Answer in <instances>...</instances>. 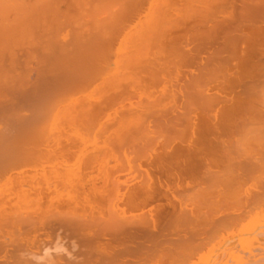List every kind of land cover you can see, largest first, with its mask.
<instances>
[{"label":"rangeland","instance_id":"obj_1","mask_svg":"<svg viewBox=\"0 0 264 264\" xmlns=\"http://www.w3.org/2000/svg\"><path fill=\"white\" fill-rule=\"evenodd\" d=\"M108 1L110 0H107V3ZM172 1H175L173 2L175 6H170L169 12L166 11L167 13H164V15H168L156 16L157 18L153 17L151 19L142 18V26L140 25V28L146 26V22L148 23L152 20L153 24L157 23V26H162L159 28V35L157 34V29L156 31L153 30L156 28L155 25V28L151 26L148 30L143 27L146 32L141 30L142 28L135 29L138 31L135 33L141 34L144 31L145 34H151L150 29L153 28V33L149 34V37L147 35V38L144 32L141 37H136L138 34L133 31L135 36L133 35L132 38H142L144 41H142L141 47L140 42L138 45L135 44L140 49L134 48V51L139 50L143 53V56L136 57V63L140 59L141 61H139L145 67L149 66L144 68V66L138 64L144 70H139L140 68L137 65L139 69L132 67L134 69L130 70L128 66L129 69L125 71L124 67H127L125 65H128L131 60L127 59L128 62L125 64L122 62L121 56H124L123 53H126L131 45L127 44V39H130L129 37L132 33L127 38L126 32L132 27L133 21L136 19V11L139 12L141 9H146L147 0H139L136 11L129 12V15L126 14L123 23L115 27L116 30L109 26L102 31L104 35L99 33V40L93 41L92 45L87 43L86 41L88 40H85V38L84 40L83 38L73 40L72 35L76 33L74 32L75 29L76 31L79 30L75 27L80 28L81 25L82 30L84 23L82 25L80 22H83L84 19L86 23L85 16L87 17V13H91L90 17L92 18L93 14H97L98 11L104 8L106 13L102 16L101 13L105 12L103 10L99 15L100 17L102 16L101 18H106V16L109 17L110 13H113L108 8L114 12L116 10V13L118 12L117 10L122 11L123 8H118L121 5L119 0H117L119 6L115 4L117 7L114 6V2L112 3L113 7L111 4L107 7L105 0L103 1L105 5L102 9L99 8L97 12L92 11L93 13L91 10L87 12L86 8L83 7L85 10L82 11L87 12L84 13L83 19L81 17L79 20L74 21V19H78L75 17L76 15L73 16V20L71 16L69 17L74 22L78 21L75 23L76 26L73 25L74 22L69 24L70 20H68L66 15H63L64 9V11H57V19L65 17V23L59 24L60 28L57 25L52 27L53 31L51 26L55 25H50L53 22L51 16V18L46 16V21L44 20L45 18L42 19L43 17L41 18L40 16L41 22L37 17H33V19L35 18L41 23H37L39 26H36L37 21H35L34 24L36 25L31 23L27 28L25 25L24 30L13 33L8 38L0 41V52L4 54V60L0 67L2 69L0 73V100L4 97V91L8 89L11 90L9 91L12 92L11 96L16 99L19 105L24 101L23 105L21 104V107L19 106L20 108L16 109L15 117H19V120H21L20 122L18 121V125L27 123V121L23 120L25 118L26 120L30 119V123L36 120V124H33L36 128L38 119L43 120V122L40 120L43 125L47 124V126L53 127L52 129L44 125L43 129L46 128V130H43L40 128L42 126L40 121H38V124L40 123L39 130L35 131L32 130L33 125L31 126L30 123H27L29 126L21 125V128V126L15 127L10 120L12 124L9 126L8 131L4 123L9 121H2V133L0 132L1 137H3H0V141L3 139L1 141L2 145L0 144V148L2 147L1 151H4V143H8L12 145V147L10 146L12 149L20 150L18 155L20 154L23 159L25 157L33 159L35 156L37 162L41 163L39 157L44 161L41 163L42 165L39 164L41 166H34L36 170L35 168L34 170L30 169L31 164L29 165L30 167H26L29 163H32L30 160L28 164L25 162L26 166L23 163L24 161H19L24 165H19L20 163L17 161L16 163H18L20 168H22V165L24 168L26 167V169L22 168L20 170L14 163L16 160L11 158L10 161L12 160L16 165L12 166L18 168L14 171V167L12 170L8 168V172L0 173V199L7 195L8 200L11 199L13 202L8 203L7 199V202L3 199V201H0L2 202L0 204V217L2 213L15 215L6 224L5 229L0 230V264H21L19 258L21 252L40 249L42 246L51 247L58 238L70 252L72 251L73 242L78 245V250L74 253L77 259L68 260L67 257H58L55 264H264V0H194L192 3L188 0L187 2L189 3L187 4L183 0L184 3L181 0ZM86 7L88 8V5ZM55 13L51 14L56 16ZM122 13L124 15L125 11L123 10ZM32 16L30 20L33 22ZM110 16L111 18L113 17V20L115 19L114 16ZM121 17L123 16L121 15ZM109 19L108 21H110ZM164 19L166 22H164ZM28 22L30 23V21ZM87 22L89 23L90 20ZM144 22L145 25H143ZM77 23H80V25ZM147 27H150L149 24ZM162 28L165 31L163 30L162 32ZM61 31L65 33L64 36ZM55 34L60 37L58 38ZM106 34L114 41L117 40L118 43L117 41L111 42L113 41L112 39L109 42V36L108 39H104L103 37L107 38ZM161 35L163 36L161 37ZM45 36H47V39H45ZM155 37L156 39H153ZM98 42L100 45H98ZM84 43L86 44L84 45ZM41 44L44 45V48L43 46L41 47ZM90 45L91 48L92 46L95 47L94 50L89 48ZM84 48L89 49L84 51ZM41 52H44V57ZM86 52L88 55H86ZM93 52H99V55L97 54L99 57L95 59V56L91 55L94 54ZM46 53H49L48 56ZM89 55L93 58H90ZM129 55L132 57V54ZM133 55L135 57L134 52ZM125 57L127 56L125 55ZM70 58L71 60L69 61ZM14 59L15 61L18 59L19 62H14ZM45 59L47 60L43 63ZM80 59H83L84 62ZM133 59L135 62V58ZM121 62L123 63L122 65L125 64L123 68ZM214 62L217 63L215 64ZM132 65L135 66L134 64ZM36 66L43 71L48 69L45 72L47 75L43 72L44 76L42 75L41 77L49 81L47 87H49L50 93L45 96L47 99L44 98V101L39 102L41 106L44 105L41 108H39V103L30 104L31 106L27 103L28 96L33 91L30 86L36 77ZM49 66L51 70L54 68L53 74ZM82 66H84L85 70ZM15 67L17 70H14L16 69ZM22 71L27 73H22ZM33 71L35 72L33 73ZM17 73L19 74L17 75ZM76 73H78L77 77ZM71 74L75 76H71ZM52 76L56 77V80L59 79V81H54L55 78H49ZM62 78L63 80H60ZM46 81L45 83H47ZM20 82L24 83L20 84ZM72 84L74 86L77 85L74 88ZM116 84L118 87H116ZM122 84L125 85L123 86ZM22 86L24 90H20ZM60 87L61 90L59 91ZM118 89L120 90L118 91ZM122 89L123 93L120 96ZM53 90L55 92H52ZM127 91L129 98L127 97L128 94L124 93H127ZM199 94L203 96L199 98ZM52 95L55 98L51 97ZM122 95L125 100L122 99ZM173 95L175 96L174 100L172 99ZM158 96H161V98L167 97L162 100ZM168 96L169 101L166 100ZM239 96L241 97L239 98ZM205 97L207 98L206 101L212 98L209 101L210 103H215L216 107L213 104L211 106L208 102H206L208 106L205 107L207 105L203 101ZM233 97L236 99H233ZM151 99H153V102L156 101L158 103V107H156L157 104L155 102V107H152L153 102H150L152 105L149 106L150 104L147 101H151ZM187 99L189 100L187 101ZM230 99L231 101L233 99V104H235V110L232 111V117L235 120L232 118V121H229L231 125L228 124L225 117L228 110L226 113L223 110L228 101L229 104L231 103ZM45 100L48 106L44 103ZM103 100L105 104H103ZM223 100H226V102L221 103V105L224 103L221 109L219 103ZM54 101L55 103L57 102L58 107L55 106ZM160 102L165 104L162 105ZM140 104L142 107H140ZM64 106L67 107V110ZM143 106L150 111L144 109ZM54 107L57 108V111ZM70 107L77 111L74 113L72 109L70 110ZM81 107L83 108L81 115H79L80 110L78 111V109H81ZM97 107H99V114H97ZM59 108H62L63 111ZM84 108L86 109L84 110ZM142 108L144 111L146 110V113L143 112L145 115H142ZM51 109H53L52 113L49 112ZM154 112L157 114H154ZM35 113H38V115ZM48 113L51 114L49 116L52 118L50 121L48 119L49 122L47 121ZM72 113L76 116H72ZM30 115L35 119L28 118L31 117ZM62 116L63 119L72 116L74 117L72 120L75 122L72 123L70 120L72 124L69 123L68 118L61 120ZM91 118L92 124L90 122ZM205 122H208L211 126L214 125V127L208 130V123L205 126ZM76 124L78 125L75 126ZM87 124L88 126H86ZM90 125L91 127L88 128ZM23 127H26L27 131H23ZM28 127L30 132L32 130L34 133L32 132L31 134ZM213 128L215 129L214 131ZM18 129H21L24 134L29 132V135H26L27 138L24 137L21 130L22 137L18 136L20 133L15 135L14 132H19ZM67 130L69 131L68 134L70 133L68 136L67 133L64 134ZM84 130L86 131L84 132ZM87 130L90 131V134ZM48 132H51V134ZM45 134L47 138H45ZM52 135H55V138ZM11 139L14 141L12 142ZM41 139L44 142H41ZM56 139H58V143ZM22 140L25 142L24 144ZM38 141L39 143L37 144L36 142ZM42 143H46L48 147ZM6 146L9 148V145ZM49 146L52 147L49 148ZM181 147L188 149L189 147L199 148L203 152L198 153L197 150L195 158H175L174 152ZM4 153H6L5 155H10V157L12 156L9 149L4 151ZM12 154L15 155V152ZM87 155L95 157L94 163L97 162L96 164L92 163L89 166L90 168H87L86 165L90 162L89 159L92 162L93 158H89ZM51 158L52 160H50ZM96 158H98V161ZM161 158H164L163 160L167 159L166 165L162 163L163 160L162 162L160 161ZM26 172L30 174H26ZM59 172L60 176L58 175ZM33 173L35 174L31 175ZM3 174L6 176H3ZM22 175L24 177H21ZM53 176L58 179L62 177L61 181L58 179H55V182L49 181L54 179ZM8 180L10 181L7 182ZM79 180L82 182V190ZM149 180L151 181L149 182ZM21 181H25V185ZM69 181H71L70 183L75 182V185L70 184ZM77 182H79L78 185H80L81 191L78 190ZM20 183L24 185L22 186L24 192L26 190L30 192H25L24 196V198L28 196L29 200H25L21 194L19 195L20 191L18 192L15 189L18 188ZM111 184L115 187L113 188ZM135 185L137 188L138 186H140L139 188H144L147 185L148 189H155L158 192V197L155 196L154 200L142 203L144 204L143 206L141 204L132 205L128 199L132 197ZM11 186L13 188L15 186L14 190L17 191L16 195H19L18 198L8 195L11 194L9 189L13 190ZM74 186L77 188L76 191L73 188ZM129 189L132 190V193L130 192L131 195L128 193ZM14 190L12 193L16 192ZM108 190H110V194ZM51 194L55 195V197L51 198ZM14 197L17 199H14ZM32 199H36L34 200L36 202L34 203ZM20 201H23V203H20ZM4 202L5 205H3ZM1 205L3 206L1 207Z\"/></svg>","mask_w":264,"mask_h":264},{"label":"bare ground","instance_id":"obj_2","mask_svg":"<svg viewBox=\"0 0 264 264\" xmlns=\"http://www.w3.org/2000/svg\"><path fill=\"white\" fill-rule=\"evenodd\" d=\"M103 1H105V0H0V41L2 40V39H5V38H8L9 36H11L13 33H16V32H18V31H20V30H24V26L27 28L29 25H31V23L33 24V25H36L37 23H40L41 22V20H40V16H41V18L42 19H44L46 16L48 17V18H51L52 17V21L53 22H51L50 23V25H55V26H51V29H52V31H53V28L52 27H56V25H57V27H59L58 25L59 24H62V23H65V17L63 18V19H57V15L56 14H58L57 13V11H61V10H65V12L63 13V15H66V17H68V20H70V16L72 17V20L74 19V17L73 16H75V17H77L78 19H74V21L75 20H79V18H81V19H83L84 18V16L83 15H85L84 13H87L88 12V10H91V12L92 11H95V12H97V10H99V8L100 9H102V7L105 5V3L103 2ZM113 1V0H112ZM111 0L110 1H108V3H107V0H106V6L107 7H109L110 6V4L112 5V7H113V2H114V6H115V4H117L118 6H119V4H121L118 8H123V10L125 11V13H124V15H123V13H122V11L120 10H117L118 12L116 13V10H115V12L112 10V9H110V8H108L111 12H113L114 13V15H113V13H110V15H112V16H114V20L111 18V16L109 15V17L108 16H106V18H101L102 16H103V14H105L106 13V11L104 10V8L102 9V10H100V11H98L97 12V14H93V17L91 18L90 16L92 15L91 13H87L88 15H87V17L85 16V19L87 20V21H89L90 20V24L86 21V23H85V21H84V19H83V22L81 21V19H80V23L82 24V23H84V26H82L83 28H82V30H81V25H80V23H77V24H79L80 25V28L79 27H75V28H77V29H79L78 31H76V29H75V31L74 32H76V33H73V35H72V38H74L73 40H78V39H82L83 38V40H84V38H85V40H88V41H86L87 43H92L93 41H95V40H99V36H98V34L99 33H102V31L103 30H105L106 28H108L109 26L111 27V28H114L115 30H116V28L115 27H117V26H119L121 23H123V21H124V17H125V15L127 14V15H129V12L130 13H132L134 10L136 11V8H138V7H136L137 6V3L139 2V0H126L125 2H123L124 0H119V4L117 3V0H114L113 2H112ZM116 1V2H115ZM144 1V0H143ZM146 1V0H145ZM149 1V2H148ZM178 1V0H177ZM182 1V0H181ZM183 1H186L185 3L187 4V3H189V2H187L188 0H183ZM182 1V2H183ZM190 1V3H192V2H194V0H189ZM195 1H197V0H195ZM199 1V0H198ZM201 1V0H200ZM208 1V0H207ZM217 1V0H216ZM219 1V0H218ZM101 2H103V4H101ZM173 2H175V1H172V0H147V7H146V9L145 10H142L141 9V11H139V12H137L136 11V19L133 21V25H132V27L126 32L127 34V38L129 37V34H131V36L129 37L130 39H127L126 37H125V39H127V44L129 43V45H130V48L129 49H127V52L129 53V50H131L130 51V53L129 54H132V57H130L131 55H129L127 52L126 53H123V51H122V53L124 54V56L122 55L121 56V58L123 59V61H122V59H120L123 63H127L128 62V60L127 59H129V60H131V62H128V65H125V66H127V67H124V65H122L123 63L121 62V65H122V68L124 67L125 68V71L127 70V69H129L130 68V70H132V69H137L138 67H137V65L139 64V65H142V66H144V64L143 63H141L140 61V59H138V62L136 63V61H137V58H139L140 56H143L142 54L143 53H141L139 50V52L138 51H134L135 49L134 48H136L137 47V49H140V47L142 46V43L144 42L143 40H142V38H138V39H136V37H141V34L142 35H144L145 34V32H146V29L148 30L149 28H151V26L153 27L154 25L156 26V28H155V26L153 27V28H155V29H153L154 31H156V29L158 30L157 32V34L159 35V28H161L162 26H157L156 24H153V21L151 20L150 22H146V24L148 25L149 24V26L150 27H147V25L146 26H143V27H146V29H143V27H141L140 28V25L142 26V18H144V19H151V18H153V17H155V18H157V17H160L161 15H164V13L167 11V12H169L168 10H169V8L171 9V7L170 6H172V5H174L175 6V3H173ZM206 2V1H205ZM211 2V1H210ZM89 3V4H88ZM173 3V4H172ZM177 3V2H176ZM184 3V2H183ZM200 3V2H199ZM203 3H204V1H203ZM255 3V2H254ZM109 4V5H108ZM86 5H88V8L86 7ZM208 5V4H207ZM252 5V4H251ZM123 6V7H122ZM173 6V7H174ZM86 8V11L87 12H85V11H82V10H85L84 8ZM115 7H117V6H115ZM141 7V6H140ZM172 7V8H173ZM178 7V6H177ZM177 7H175V8H177ZM250 7V6H249ZM253 7V6H252ZM179 8V7H178ZM177 8V9H178ZM189 8V7H188ZM245 8H246V6H245ZM258 8V7H257ZM116 9V8H115ZM191 9V8H190ZM63 10V11H64ZM105 11V12H103V13H101L102 14V16L100 17V15H99V13L100 12H102V11ZM107 10V9H106ZM186 10V9H185ZM194 10V9H193ZM252 10V9H251ZM260 10V9H259ZM181 11V10H180ZM191 11V10H190ZM56 12V13H55ZM78 12H80V13H78ZM90 12V11H89ZM166 12V13H167ZM241 12H243V11H241ZM258 12V11H257ZM51 13H55V15L56 16H54L53 14H51ZM82 13V14H81ZM93 13V12H92ZM108 13V12H107ZM188 13V12H187ZM247 13V12H246ZM45 14H47V15H45ZM78 14V15H77ZM82 16H81V15ZM91 14V15H90ZM117 14V15H116ZM119 14V15H118ZM170 14V13H169ZM257 14V13H256ZM261 14V13H260ZM33 15V16H32ZM45 15V16H44ZM121 15L123 16V17H121ZM165 15H168V14H165ZM164 15V16H165ZM179 15V14H178ZM252 15H254V14H252ZM262 15V14H261ZM31 16H32V19H33V17H37L38 19H39V21H37V19H33V22H32V20H30L31 19ZM51 16V17H50ZM116 16H117V18H116ZM157 16V17H156ZM175 16V15H174ZM55 17V18H54ZM104 17H105V15H104ZM119 17H121L120 19H119ZM168 17V16H167ZM88 18V19H87ZM89 18H91V19H89ZM108 18H110L109 20L111 21H108ZM164 18V17H163ZM187 18V17H186ZM54 19V20H53ZM117 19V20H116ZM45 21H46V18L44 19ZM56 20V21H55ZM67 20V19H66ZM72 20H70L69 21V24H70V22H74V21H72ZM116 20V21H115ZM154 20V19H153ZM28 21H30V23L28 22ZM35 21H37L36 22V24H34V22ZM76 22H78V21H76ZM76 22H74L73 23V25L74 26H76ZM145 22H144V24L143 25H145ZM152 22V24H150ZM164 22H166V20L164 19ZM42 23H44V22H42ZM68 23V22H67ZM41 24V23H40ZM86 24V25H85ZM87 24H88V26H87ZM64 25V24H63ZM83 25V24H82ZM36 26H39V24H37ZM87 26V27H86ZM61 27H63V26H61ZM85 27V28H84ZM158 27V28H157ZM60 28V27H59ZM87 28V29H86ZM49 29V28H48ZM54 29H56V28H54ZM85 29H86V31H85ZM135 29H141V30H145V32H144V34H143V32H141L140 30V32H141V34L140 33H135V32H138V31H136ZM152 29H150V32H151V34L153 33V30ZM166 29V28H165ZM57 30V29H56ZM59 30V29H58ZM61 30H62V28H61ZM65 30V29H64ZM89 30V31H88ZM152 30V31H151ZM163 28H162V32H163ZM51 31V32H52ZM101 31V32H100ZM133 31H134V33L135 34H138V35H136V37H133L132 38V36L134 35L135 36V34L133 33ZM165 31V30H164ZM62 32V31H61ZM72 32V31H71ZM87 32V34H88V36H87V34L85 35V33ZM109 32H110V30H109ZM118 33H119V31H117ZM53 33V32H52ZM62 33H64V32H62ZM95 35H94V34ZM107 33H108V30H107ZM50 34V33H49ZM58 34V33H57ZM71 34V33H70ZM103 35H104V32L102 33ZM109 34V33H108ZM149 34L150 33H148V34H145V37L147 38V35H148V37H149ZM150 34V35H151ZM53 36H54V34H52ZM56 35V34H55ZM65 35V33L63 34V36ZM100 35V34H99ZM225 35H226V33H225ZM57 36V35H56ZM87 36V37H86ZM91 36V38H92V36H93V38L91 39V38H89ZM105 36H107V38L106 37H103L104 39H108L110 36L109 35H105ZM109 36V37H108ZM163 35H161V37H162ZM47 36H45V39H47L46 38ZM51 37V36H50ZM58 37V36H57ZM57 37H55V38H57ZM60 37V36H59ZM58 37V38H59ZM143 37V36H142ZM160 37V36H159ZM158 37V38H159ZM160 37V38H161ZM48 38H49V36H48ZM65 38V37H64ZM159 38V39H160ZM45 39L43 38V40L45 41ZM50 39V38H49ZM53 39V38H52ZM89 39L91 40L90 42H89ZM111 37L108 39L109 40V42L111 41ZM114 39H116V38H114ZM132 39H135V40H132ZM143 39H145V38H143ZM153 39H156V37L155 38H153ZM227 39V38H226ZM113 40V39H112ZM137 40V41H136ZM52 41V40H51ZM115 41H117V40H115ZM114 40L113 41H111V42H115ZM143 41V42H142ZM150 41V40H149ZM152 41V40H151ZM132 42V43H131ZM136 42V43H135ZM138 42V43H137ZM141 44H140V43ZM97 43V42H96ZM117 43H118V41H117ZM18 44V43H17ZM43 44V43H42ZM41 44V47L43 46V48H44V45H42ZM46 44V43H45ZM86 43H84V45H85ZM111 44H113V43H111ZM138 45V44H140V47L139 46H136V45ZM20 46H21V44H19ZM88 45V44H87ZM86 45V46H87ZM92 45V44H91ZM91 45H90V49H93L94 50V48L95 47H93L92 46V48H91ZM98 45H100L99 44V42H98ZM132 45H134L133 47H131ZM47 46V45H46ZM101 46H103V45H101ZM111 46H113V45H111ZM19 47V46H18ZM81 47V46H80ZM127 47H129V46H127ZM59 48V47H58ZM88 48V49H89ZM132 48H133V50H132ZM150 48V47H149ZM22 49V48H21ZM20 49V50H21ZM50 49V48H49ZM54 49H55V47H54ZM60 49V48H59ZM58 49V50H59ZM64 49V48H63ZM85 49V48H84ZM88 49H85L84 51H86V50H88ZM98 49V48H97ZM220 49V48H219ZM57 50V49H56ZM57 50V51H58ZM81 50H83V49H81ZM96 50V49H95ZM99 50V49H98ZM56 51V52H57ZM60 51V50H59ZM69 51V50H68ZM90 51V50H89ZM92 51V50H91ZM97 51V50H96ZM112 51H113V49H112ZM125 51V50H124ZM145 51V50H144ZM48 52V51H47ZM51 52V51H50ZM65 52V51H64ZM67 52V51H66ZM83 52V51H82ZM133 52H134V54H135V57H134V55H133ZM235 52V51H234ZM42 54L44 53V52H41ZM52 53V52H51ZM69 53V52H68ZM67 53V54H68ZM87 53V52H86ZM94 53V52H93ZM99 52H97V53H94V54H98ZM139 53V54H138ZM140 53H141V55H140ZM47 54V56H48V54L49 53H46ZM54 54H56V53H54ZM83 54V53H82ZM91 54V53H90ZM94 54H91L92 56H95V59L96 58H98L99 56V54L96 56V55H94ZM136 54H138V55H136ZM72 55V54H71ZM71 55H69V56H71ZM80 55V54H79ZM86 55H88V53L86 54ZM125 55L127 56V57H125ZM145 55V54H144ZM184 55V54H183ZM223 55V54H222ZM85 56V55H84ZM83 56V57H84ZM90 56V55H89ZM92 56H90V58H93ZM129 56V57H128ZM139 56V57H138ZM180 56V55H179ZM216 56V55H215ZM220 56H221V54H220ZM229 56V55H228ZM43 57H44V54H43ZM52 57V56H51ZM61 57V56H60ZM60 57H57V58H60ZM75 57V56H74ZM124 57V58H123ZM137 57V58H136ZM146 57V56H145ZM184 57V56H183ZM19 58V57H18ZM45 58H48V57H45ZM85 58H86V56H85ZM89 58V57H88ZM133 58H135V62H134V59ZM217 58H220V57H217ZM222 58V57H221ZM228 58V57H227ZM76 59V58H75ZM84 59V58H83ZM83 59H80L81 61H83ZM103 59H105V58H103ZM125 59H126V61H125ZM143 59V58H142ZM3 60H4V54H3V52H0V67H1V63L3 62ZM17 61H15V59H14V62H19V60L18 59H16ZM21 60V59H20ZM29 60H30V58H29ZM41 60V59H40ZM47 59H45L44 61H43V63L46 61ZM71 60V58L69 59V61ZM77 60V59H76ZM140 60V61H139ZM208 60V59H207ZM218 60H220V59H218ZM28 61V60H27ZM50 61V60H49ZM56 61H57V59H56ZM98 61H100V60H98ZM101 61H102V58H101ZM106 61V60H105ZM117 61V60H116ZM200 61H204V60H200ZM213 61H215L214 59H213ZM228 61V60H227ZM13 62V61H12ZM20 62H22V61H20ZM58 62H60L59 60H58ZM57 62V63H58ZM80 62V61H79ZM84 62V61H83ZM103 62H104V60H103ZM118 62H120V61H118ZM134 62V63H133ZM140 62V63H139ZM209 62V61H208ZM224 62V61H223ZM81 63V62H80ZM117 63V62H116ZM151 63V62H150ZM201 63V62H200ZM215 63V62H214ZM217 63V62H216ZM215 63V64H216ZM221 63V62H220ZM219 63V64H220ZM46 64V63H45ZM61 65H62V63H60ZM78 64V63H77ZM84 64V63H83ZM132 64H134L135 66H133ZM218 64V65H219ZM222 64V63H221ZM17 65V64H16ZM120 65V64H119ZM138 65V66H139ZM151 65H152V63H151ZM18 66H19V64H18ZM17 66V67H18ZM38 66H39V64H38ZM41 66V65H40ZM69 66V65H68ZM128 66H129V68H128ZM131 66V67H130ZM142 66H139V70H144L143 69V67ZM148 66V65H147ZM212 66V65H211ZM221 66V65H220ZM250 66V65H249ZM21 68H22V66H20ZM81 67V66H80ZM84 66H82V68H83ZM98 67V66H97ZM132 67H134V68H132ZM137 67V68H136ZM149 67V66H148ZM148 67H145L144 66V68H148ZM218 67V66H217ZM16 68V67H15ZM21 68H19V69H21ZM36 68H37V70H36V73H35V79H34V81L31 83V89L33 90L32 91V93H31V91H30V93H31V95H29L28 96V99H27V103L30 105V104H32V105H35V104H38L40 101H42L44 98H45V96L47 95V94H49L50 92H49V87H47L48 85H49V81H46L45 79H44V77H41L42 75L44 76V73L45 72H47V70H45V71H43L42 69H38V68H40V67H37L36 66ZM94 68V67H93ZM121 68V69H122ZM206 68V67H205ZM242 68V67H241ZM1 69V68H0ZM23 69V68H22ZM43 69H44V66H43ZM49 69H50V66H49ZM72 69H74L73 67H72ZM76 69V68H75ZM78 69H79V67H78ZM81 69V68H80ZM84 69V68H83ZM96 69H98V68H96ZM117 69V68H116ZM14 70H17V68L16 69H14ZM34 70V69H33ZM51 70V69H50ZM85 70V69H84ZM94 70H95V68H94ZM129 70V71H130ZM1 71H2V69L0 70V73H1ZM19 71V70H18ZM26 71V70H25ZM51 71H53L52 72V74L54 73V68H53V70H51ZM78 71V70H77ZM123 71V70H122ZM35 71H33V73H34ZM44 72V73H43ZM117 72V71H116ZM120 72V71H119ZM177 72V71H176ZM202 72V71H201ZM22 73H27V72H23L22 71ZM66 73V72H65ZM65 73H63V74H65ZM75 73V72H74ZM73 73V74H74ZM82 73V72H81ZM127 73H129V72H127ZM248 73V72H247ZM253 73V72H252ZM19 73H17V75H18ZM21 74V73H20ZM46 75H47V73H45ZM49 74V73H48ZM56 74H57V72H56ZM77 74L78 73H76V77H77ZM120 74V73H119ZM131 74V73H130ZM22 75H24V74H22ZM58 75V74H57ZM80 75V74H79ZM82 75V74H81ZM94 75V74H93ZM122 75V74H121ZM133 75V74H132ZM255 75H256V73H255ZM26 76V75H25ZM25 76H23V77H25ZM55 76V75H54ZM68 76V75H67ZM71 76H75V75H72L71 74ZM70 76V77H71ZM82 76H84V75H82ZM112 76V75H111ZM197 76V75H196ZM195 76V77H196ZM19 77H20V75H19ZM27 77V76H26ZM48 77V76H47ZM66 77V76H65ZM80 77V76H79ZM96 77V76H95ZM114 77V76H113ZM128 77H130V76H128ZM140 77V76H139ZM146 77V76H145ZM198 77V76H197ZM196 77V78H197ZM258 77V76H257ZM49 78H55V80L54 81H59V79L58 80H56V77H49ZM195 78V79H196ZM200 78V77H199ZM29 79H30V77H29ZM82 79H84L83 77H82ZM97 79V78H96ZM24 80V79H23ZM27 80V79H26ZM60 80H63V78L62 79H60ZM86 80V79H85ZM128 80H130L129 78H128ZM127 80V81H128ZM149 80V79H148ZM28 81V80H27ZM45 81L47 82V83H45ZM51 81H53V80H51ZM50 81V82H51ZM65 81V80H64ZM76 81V80H75ZM82 81V80H81ZM114 81V80H113ZM119 81V80H118ZM117 81V82H118ZM125 81V80H124ZM197 81V80H196ZM195 81V82H196ZM25 82V81H24ZM24 82H20V84L21 83H24ZM62 82V81H61ZM85 82V81H84ZM199 82H200V80H199ZM58 83V82H57ZM74 83V82H73ZM78 83V82H77ZM128 83H129V81H128ZM191 83V82H190ZM198 83V82H197ZM18 84H19V82H18ZM25 84H26V82H25ZM27 84H28V82H27ZM68 84V83H67ZM95 84V83H94ZM114 84V83H113ZM118 84V83H117ZM117 84H116V87H118L119 86V84H118V86H117ZM125 84H126V82H125ZM124 84V85H125ZM193 84V83H192ZM195 84V83H194ZM206 84V83H205ZM230 84V83H229ZM24 85V84H23ZM30 85V84H29ZM69 85V84H68ZM73 85V84H72ZM77 85V84H76ZM76 85L74 86V88L76 87ZM112 85V84H111ZM123 85V84H122ZM121 85V86H122ZM123 85V86H124ZM128 85V84H127ZM130 85V84H129ZM58 86H59V83H58ZM120 86V87H121ZM198 86V85H197ZM233 86V85H232ZM28 87V86H27ZM27 87H25V88H27ZM52 87H53V84H52ZM52 87H50V88H52ZM62 87V86H61ZM61 87H60V89H59V91L61 90ZM86 87V86H85ZM190 87H192V86H190ZM195 87H196V85H195ZM201 87V86H200ZM236 87V86H235ZM16 88H17V86H16ZM55 88V87H54ZM56 88H57V85H56ZM55 88V89H56ZM71 88V87H70ZM105 88V87H104ZM127 88V87H126ZM129 88V87H128ZM225 88V87H224ZM230 88V87H229ZM47 89V90H46ZM53 89V88H52ZM112 89H114V88H112ZM139 89V88H138ZM198 89V88H197ZM218 89V88H217ZM231 89V88H230ZM18 90V89H17ZM16 90V91H17ZM20 90H24L23 89V86H22V89H20ZM62 90H63V88H62ZM104 90V89H103ZM120 89H118V91H119ZM127 90V89H126ZM126 90H124V91H126ZM201 90V89H200ZM204 90V89H203ZM232 90V89H231ZM9 91H11V90H5L4 92V97L0 100V132H1V130H2V121L3 122H5V121H9L8 123H4L5 124V127L7 128V130L9 131V126L13 123V125L16 127H20L21 125L22 126H24V125H27V123L29 124L30 123V119L29 120H26L25 118L23 119V120H25V121H27V123H23V124H21L20 123V125H18V121L20 122L21 120H19V117L17 118V117H15V115H16V109L20 106L21 107V104L23 105V103H24V101H23V103H21L20 105H19V103L16 101V99L14 98V97H12L11 96V93L12 92H9ZM26 91V90H25ZM58 91V90H57ZM73 91V90H72ZM89 91H90V89H89ZM117 91V90H116ZM194 91V90H193ZM198 91H199V89H198ZM18 92V91H17ZM23 92V91H22ZM52 92H55L54 90L52 91ZM130 92V91H129ZM134 92V91H133ZM195 92V91H194ZM200 92V91H199ZM204 92V91H203ZM224 92V91H223ZM1 93V92H0ZM64 93V92H63ZM91 93V92H90ZM103 93V92H102ZM115 93V92H114ZM123 93V89H122V92L120 93V96H121V94ZM126 95H127V97L129 96V93H128V91H127V93L126 92H124ZM200 93H202V91L200 92ZM226 93V92H225ZM25 94H27V93H25ZM54 94V93H53ZM147 94V93H146ZM15 95H16V93H15ZM14 95V96H15ZM21 95H23V94H21ZM55 95V94H54ZM59 95V94H58ZM64 95V94H63ZM170 95H172V94H170ZM182 95V94H181ZM200 95V94H199ZM219 95V94H218ZM62 96V95H61ZM104 96H106V95H104ZM123 96V95H122ZM132 96V95H131ZM185 96V95H184ZM203 96V95H202ZM201 95L199 96V98L200 97H202ZM222 96V95H221ZM18 97H20V96H18ZM25 97V96H24ZM51 97H54L55 98V96H51ZM100 97V96H99ZM158 97H160V99H165V97H167V96H165L164 98H161V96H158ZM174 95L172 96V99L174 100ZM181 97V96H180ZM198 97V96H197ZM237 98H238V96H236ZM241 96H239V98H240ZM1 98V97H0ZM27 98V97H26ZM57 98V97H56ZM103 98V97H102ZM129 98V97H128ZM149 98H150V96H149ZM210 98V97H209ZM231 98V97H230ZM17 99H19V98H17ZM45 99H47V98H45ZM49 99V98H48ZM123 100H125L124 99V96H123V98H122ZM155 99V98H154ZM203 99H205V100H203L205 103V107H207L208 106V103H210V101L212 100V98H211V100L209 101V100H207L206 101V97L205 98H203ZM233 99H236L235 97H233ZM233 99H232V101H231V99H230V101H231V103L229 104V101L227 102L228 104L227 105H225L224 106V108H223V110L225 111L224 113H226V111L228 110V112H227V114H225L226 116V119H227V121H228V124L229 125H231L230 123H229V121L232 119V118H234V117H232L233 115H232V111H234L235 110V108H234V106H235V104H233ZM52 100V99H51ZM71 100V99H70ZM83 100V99H82ZM134 100V99H133ZM150 100V99H149ZM153 99H151V101H147L149 104H150V102H153L152 101ZM157 100H158V98H157ZM166 100H168L169 101V96H168V98L166 99ZM183 100V99H182ZM189 99H187V101H188ZM214 100V99H213ZM227 100H229V99H227ZM247 100V99H246ZM44 101V100H43ZM49 101V100H48ZM47 101V102H48ZM56 101V100H55ZM55 101H54V103H55ZM106 101V100H105ZM161 101V100H160ZM226 102V100H223V101H221L219 104L221 105V103L222 102ZM239 101V100H238ZM249 101V100H248ZM248 101H247V103H248ZM50 102V101H49ZM48 102V103H49ZM100 102V101H99ZM98 102V104H100ZM129 102V101H128ZM141 102V101H140ZM146 102V103H147ZM155 103H156V101H154ZM153 102V103H154ZM193 102V101H192ZM192 102H191V104H192ZM206 102H208V103H206ZM237 102V101H236ZM249 102H251V101H249ZM44 103H46V100H45V102ZM43 103V104H44ZM52 103V102H51ZM57 103V102H56ZM55 103V104H56ZM102 103V102H101ZM138 103V102H137ZM147 103V104H148ZM155 103L153 104V106L152 107H155L154 105H155ZM160 103H162V102H160ZM159 103V104H160ZM185 103V102H184ZM194 103H195V101H194ZM239 103V102H238ZM243 103H245V102H243ZM246 103V104H247ZM47 104V103H46ZM45 104V105H46ZM65 104V103H64ZM69 104V103H68ZM80 104V103H79ZM89 104V103H88ZM94 104H96V103H94ZM97 104V105H98ZM103 104H105V102H104V100H103ZM148 104V105H149ZM157 105H156V107H158V103H156ZM163 104H165V103H162V105ZM212 104L214 105L215 103H213V102H211L210 103V105L212 106ZM224 104V103H223ZM222 104V105H223ZM242 104V103H241ZM240 104V105H241ZM249 104V103H248ZM39 105H40V103H39ZM38 105V106H39ZM53 105V104H52ZM61 105V104H60ZM63 105V104H62ZM96 105V106H97ZM131 105V104H130ZM137 105V104H136ZM152 105V103L149 105V106H151ZM184 105V104H183ZM220 105H219V107H220ZM222 105H221V109H222ZM243 105V104H242ZM31 106V105H30ZM44 106V105H43ZM43 106H39V108H41V107H43ZM47 106H48V104H47ZM56 107H58L57 106V104L55 105ZM66 106V105H65ZM64 106V107H65ZM96 106H93V107H96ZM101 106V105H100ZM108 106V105H107ZM132 106V105H131ZM215 106V105H214ZM238 106V105H237ZM249 106V105H248ZM19 107V108H20ZM56 107H54V109L56 108ZM64 107H63V109H64ZM67 107H68V105H67ZM67 107H65V109L67 110ZM139 107V106H138ZM140 107H142L141 106V104H140ZM151 107V108H152ZM160 107H161V105H160ZM216 107V106H215ZM218 107V109H220ZM250 107V106H249ZM29 108V107H28ZM38 108V109H39ZM45 108H46V106H45ZM48 109H50L49 107H47ZM82 108L83 107H81V109H78V111L80 110V112L78 113L79 115H81L80 113L82 112ZM98 108L99 107H97V111H98V113H97V111H96V113L97 114H99V110H98ZM143 108H144V106H143ZM142 108V110L143 111H141L140 109V111L142 112V115H145V113H146V110L144 111V109H147V108H144L143 109ZM234 108V109H233ZM37 109V110H38ZM60 109V108H59ZM58 109V110H59ZM62 109V108H61ZM60 109V110H61ZM63 109L61 110V111H63ZM64 109V110H65ZM73 110V108H71L70 107V110ZM86 108H84V110H85ZM104 109H106V108H104ZM103 109V110H104ZM154 109V108H153ZM158 109H160V108H158ZM158 109H156V110H158ZM164 109V108H163ZM213 109V108H212ZM47 110V109H46ZM52 110L53 109H51V111H49L50 113H52ZM83 110V111H84ZM147 110H149V109H147ZM245 110H247V109H245ZM36 111V110H35ZM56 111H57V108H56ZM69 111V110H68ZM77 111V110H76ZM76 111H74L73 110V112L75 113ZM91 111V110H90ZM89 111V112H90ZM92 111H94V110H92ZM100 111H102L101 109H100ZM105 111V110H104ZM150 111V110H149ZM152 111H154V110H152ZM41 112H42V110H41ZM70 112V111H69ZM72 112V111H71ZM140 112V113H141ZM143 112H145V113H143ZM148 112V111H147ZM238 112V111H237ZM240 112V111H239ZM50 113H48V116H47V121H48V119H49V121H50V119H52L50 116H51V114ZM54 113H55V111H54ZM58 113V112H57ZM56 113V114H57ZM74 113H72V116L74 115ZM103 113V112H102ZM138 113V112H137ZM150 113V112H149ZM158 113H159V111H158ZM220 113H222V112H220ZM36 114V113H35ZM39 114H40V112H39ZM59 114H60V112H59ZM63 114V113H62ZM61 114V115H62ZM77 114V113H76ZM83 114V113H82ZM91 114V113H90ZM105 114V113H104ZM153 114V113H152ZM154 114H157L156 112H154ZM234 114H236V113H234ZM238 114V113H237ZM241 114V113H240ZM33 115H34V113H33ZM36 115H38V113L36 114ZM36 115H35V117H36ZM41 115V114H40ZM47 115V114H46ZM50 115V116H49ZM61 115H59V116H61ZM78 115V116H79ZM141 115V116H142ZM186 115V114H185ZM222 115V114H221ZM19 116V115H18ZM31 116V115H30ZM66 117V118H68L67 120H69L68 122L69 123H71L70 122V120L72 121V123H74L75 121H73L72 119H74V117ZM74 116H76V115H74ZM78 116H77V118H78ZM95 116H96V114H95ZM99 116V115H98ZM97 116V117H98ZM101 116V115H100ZM103 116V115H102ZM108 116V115H107ZM237 116H240V115H237ZM24 117V116H23ZM27 117V116H26ZM38 117V116H37ZM41 117H43V116H41ZM96 117V118H97ZM131 118H132V116H130ZM183 117V116H182ZM28 118H34V117H28ZM40 118V117H39ZM45 118H46V116H45ZM65 118V117H64ZM65 118V119H66ZM95 118V119H96ZM31 119V120H32ZM35 119V118H34ZM38 119V118H37ZM65 119H63V116H62V119L61 120H65ZM81 119V118H80ZM100 119V118H99ZM98 119V120H99ZM223 119V118H222ZM12 121V123H10L11 121ZM41 119H38L37 120V128H36V126L35 125H33V124H36L35 123V121L33 120V123H30L31 124V126L33 125V129L32 130H35V131H37V130H39L38 129V127L40 126V123H41V127L40 128H42L43 129V127H44V125H46L47 126V124H42V122H43V120H41ZM85 120V119H84ZM164 120H166V119H164ZM203 122H204V120L203 119H201ZM233 120H235V118L233 119ZM253 120V119H252ZM263 120V119H262ZM38 121H40V123L38 124ZM48 121V122H49ZM53 121V120H52ZM51 121V122H52ZM55 121V120H54ZM79 121V120H78ZM82 121V120H81ZM92 121V118H91V120H90V122ZM109 121V120H108ZM107 121V122H108ZM208 121V120H207ZM217 121H219V120H217ZM223 121V120H222ZM221 121V122H222ZM232 121V120H231ZM199 122V121H198ZM202 122V123H203ZM225 122V121H224ZM44 123H46V122H44ZM60 123V122H59ZM64 123V122H63ZM71 123V124H72ZM78 123H80V122H78ZM101 123V122H100ZM105 123H106V121H105ZM109 123V122H108ZM107 123V124H108ZM206 123H208V122H205V126L207 125ZM217 123V122H216ZM218 123H220V122H218ZM234 123V122H233ZM260 123V122H259ZM50 124V123H49ZM55 124V123H54ZM71 124H67V125H71ZM88 124H89V121H88ZM88 124L86 125V126H88ZM91 124H92V122H91ZM94 124V123H93ZM97 124L99 125V123H98V121H97ZM212 124V123H211ZM226 124V123H225ZM58 125V124H57ZM65 125H66V122H65ZM78 124H76L75 126H77ZM104 125H106V124H104ZM103 125V126H104ZM217 125V124H216ZM22 126H21V128H22ZM27 126H29V125H27ZM26 126V127H27ZM35 126V127H34ZM45 126V127H46ZM49 126V125H48ZM47 126V127H48ZM55 126V125H54ZM81 126H83V125H81ZM86 126H84V127H86ZM100 126V125H99ZM208 130L211 128L212 129V127H214V125H210L209 123H208ZM24 128L23 129V131H27V128ZM49 127H51V126H49ZM62 127V126H61ZM60 127V128H61ZM68 127V126H67ZM91 127V125L88 127V128H90ZM94 127V126H93ZM215 127H217V126H215ZM5 128V129H6ZM13 129H14V127H12ZM12 128H10V129H12ZM35 128V129H34ZM52 129H53V127H51ZM57 128V127H56ZM71 128H73V127H71ZM87 128V127H86ZM17 129V128H16ZM15 129V130H16ZM41 129V130H42ZM69 129H70V127H69ZM74 129V128H73ZM73 129H71V130H73ZM104 129V128H103ZM205 129H206V127H205ZM210 129V130H211ZM217 129V128H216ZM20 130L21 129H18V131L19 132H17V131H15V132H17V133H15L14 132V134L15 135H17V134H19L18 136L20 137L21 136V133L23 132L22 130V132H20ZM28 130H29V132H30V129H29V127H28ZM31 130V134H32V132L34 133V131H32ZM43 130H46V128H44ZM47 130H48V128H47ZM51 130V129H50ZM62 130H63V127H62ZM76 130H77V128H76ZM93 130V129H92ZM215 129L213 128V131H214ZM58 131V130H57ZM75 131V130H74ZM86 130H84V132H85ZM87 131H89V130H87ZM94 131H96V130H94ZM100 131V130H99ZM112 131V130H111ZM219 131V130H218ZM217 131V132H218ZM29 132H27V134L29 133ZM60 132V131H59ZM64 132V131H63ZM62 132V133H63ZM68 130H67V132H65L64 134H66L67 133V136L70 134H68ZM92 132V131H91ZM112 132H114V131H112ZM2 133V132H1ZM5 133V132H4ZM8 133V132H7ZM41 133V132H40ZM49 133V132H48ZM61 133V132H60ZM95 133V132H94ZM107 133V132H106ZM110 133V132H109ZM23 134H24V132H23ZM26 132H25V134H24V137H26ZM49 134H51V132L49 133ZM58 134V133H57ZM89 134H90V131H89ZM103 134V133H102ZM15 135H13V136H15ZM29 135V134H28ZM27 135V136H28ZM77 135H79V134H77ZM83 136H84V134H82ZM88 135V134H87ZM92 135V134H91ZM90 135V136H91ZM104 135V134H103ZM109 135V134H108ZM107 135V136H108ZM113 135V134H112ZM138 135V134H137ZM6 136V135H5ZM60 136V135H59ZM81 136V135H80ZM89 136V137H90ZM93 136H94V134H93ZM111 136V135H110ZM0 137H1V135H0ZM22 137V136H21ZM43 138H44V136H42ZM52 137H54L55 138V135L53 136L52 135ZM70 137H72L71 135H70ZM69 137V138H70ZM82 137V136H81ZM88 137V136H87ZM1 138H3V137H1ZM7 138V137H6ZM5 138V139H6ZM14 138V137H13ZM27 138V137H26ZM25 138V139H26ZM33 138H35V136H33ZM33 138H32V140H33ZM37 138V137H36ZM45 138H47L46 137V134H45ZM50 138V137H49ZM57 138V137H56ZM61 138V137H60ZM63 138V137H62ZM91 138V137H90ZM15 139V138H14ZM29 139V141H31V139L30 138H28ZM105 139V138H104ZM3 139H1V141H2ZM17 140H18V137H17ZM38 140L40 141V139L38 138ZM50 140H52V139H50ZM57 140L58 139H56V142H57ZM61 140V139H60ZM0 141V144L2 143ZM5 142H6V140H4ZM3 141V142H4ZM11 141H12V139H11ZM14 141V140H13ZM12 141V142H13ZM21 141V140H20ZM23 141V140H22ZM39 141L38 142H36L37 144L39 143ZM43 141V139H41V142ZM47 141H48V139H47ZM55 141V140H54ZM53 141V142H54ZM72 142H73V140H71ZM70 141V142H71ZM119 141V140H118ZM16 142V141H15ZM44 142V141H43ZM71 142V143H72ZM10 143V142H9ZM25 142L23 141V144H24ZM34 143V142H33ZM58 143V142H57ZM84 143V142H83ZM104 143V142H103ZM5 144V146L6 145H9V148L7 147H3L4 149V151H7V149H9V151L11 150V157H10V155L8 156V155H5L6 153H4V151H1V149H2V147L0 148V173L1 172H4V171H7L8 170V168H9V170H12V168H13V171L14 170H16L19 166H18V163H16L17 161L19 162V161H24L23 163H27L28 164V161L30 160V162H32V163H29L27 166H26V163H25V166L26 167H30L29 165L31 164L32 166L30 167V169L31 170H34V168H35V170H36V167H38V166H41L42 164V162L44 161H42L41 160V157H39V160H40V162L41 163H39V162H37L36 161V158H35V156L33 157V159L32 158H28V157H25L24 159H23V157L22 156H20V154L18 155V153H20V150L19 149H12L11 147H12V145H10V144H8V143H4ZM3 144V145H4ZM18 144H19V142H18ZM36 144V145H37ZM42 144H44L45 146H47L46 145V143H42ZM56 144V143H55ZM66 144V143H65ZM2 145V144H1ZM35 145V144H34ZM58 145V144H57ZM71 145V144H70ZM69 145V146H70ZM82 145V144H81ZM11 146V147H10ZM24 146V145H23ZM31 146V145H30ZM43 146V145H42ZM75 146V145H74ZM32 147H34L33 145H32ZM48 147V146H47ZM46 147V148H47ZM52 147V146H51ZM50 146H49V148H51ZM57 147V146H56ZM72 147V146H71ZM199 147V146H198ZM201 147V146H200ZM6 148V149H5ZM11 148V149H10ZM31 148V147H30ZM30 148H28V149H30ZM35 148V147H34ZM39 148H40V145H39ZM75 148V147H74ZM203 148V147H202ZM32 149V148H31ZM30 149V150H31ZM42 149V148H41ZM45 149V148H44ZM62 149V148H61ZM66 149V148H65ZM64 149V150H65ZM68 149V148H67ZM204 149V148H203ZM13 150V151H12ZM34 150V149H33ZM47 150V149H46ZM55 150V149H54ZM98 150V149H97ZM197 150H198V153H200V152H203V151H201V149H199V148H190L189 147V149L188 148H183V147H181L180 149H177L176 150V152H174L175 153V155H174V157L175 158H180V157H185V158H195L194 156H197V154H196V152H197ZM62 151V150H61ZM60 151V152H61ZM99 151V150H98ZM15 152V155L14 154H12V153H14ZM36 152H37V150H36ZM42 152H46V151H42ZM41 152V153H42ZM47 152H49V151H47ZM53 152V151H52ZM55 152V151H54ZM60 152H58V153H60ZM100 152V151H99ZM4 153V154H3ZM8 153H10V152H8ZM17 153V154H16ZM39 153V152H38ZM102 153V152H101ZM48 154V153H47ZM52 154V153H51ZM79 154V153H78ZM80 154H82V153H80ZM86 154V153H85ZM40 155V154H39ZM42 155V154H41ZM45 155V154H44ZM54 155V154H53ZM103 155V154H102ZM17 156H18V158H17ZM25 156V155H24ZM28 156H29V154H28ZM79 156V155H78ZM88 156V155H87ZM93 156H95V155H93ZM16 157V158H15ZM30 157V156H29ZM32 157V156H31ZM89 158H91L92 157V155H91V157L90 156H88ZM97 157H98V155H97ZM14 159V160H16L14 163L18 166V167H15L16 165L13 163V161L11 160L10 161V159ZM23 159V160H21V159ZM87 158V157H86ZM89 158H87V159H89ZM93 158V161L91 162V160L89 159V163L86 165L87 166V168L90 166V165H92V163H94V158L95 157H92ZM167 158H169V157H167ZM18 159V160H17ZM44 159V158H43ZM98 158H96V160H97ZM164 159V158H163ZM162 158L160 159V161L162 162V160H163ZM27 160V161H26ZM34 160V161H33ZM38 160V161H39ZM45 160H46V158H45ZM50 160H52V158L50 159ZM56 160H58V159H56ZM95 160V161H96ZM102 160V159H101ZM36 161V162H35ZM88 161V160H87ZM98 161V160H97ZM20 163L19 165H21V164H23V163ZM34 162H35V164H34ZM51 162H53V161H51ZM59 162V161H58ZM85 162V161H84ZM159 162V161H158ZM158 162H157V164H158ZM167 162V159H165V160H163V162L162 163H166ZM12 163V164H11ZM36 163H37V165H36ZM86 163V162H85ZM97 163V162H96ZM96 163H94V164H96ZM11 164V165H10ZM39 164H41V165H39ZM101 164H103V163H101ZM167 164V163H166ZM165 164V165H166ZM12 165H15V166H12ZM24 165V164H23ZM21 166L23 169H26V167L24 168V166ZM56 165V164H55ZM65 165V164H64ZM84 165V164H83ZM158 165H160V164H158ZM162 165V164H161ZM164 165V166H165ZM34 166H36V167H34ZM45 166V165H44ZM58 167V166H57ZM61 167V166H60ZM93 167V166H92ZM130 167V166H129ZM11 168V169H10ZM22 168H18V169H22ZM49 168H50V166H49ZM54 168V167H53ZM90 168V167H89ZM58 169V168H57ZM130 169V168H129ZM39 170H40V168H39ZM90 170V169H89ZM89 170H87V171H89ZM161 170V169H160ZM164 170V169H163ZM43 171V170H42ZM47 171V170H46ZM103 171V170H102ZM105 171V170H104ZM8 172V171H7ZM20 172V171H19ZM40 172V171H39ZM38 172V173H39ZM91 172V171H90ZM18 173V172H17ZM27 173H29V172H26V174ZM32 173V172H31ZM106 173V172H105ZM30 174V173H29ZM28 174V176H30ZM35 173H33V174H31V175H34ZM55 174V173H54ZM53 174V175H54ZM83 174H84V172H83ZM93 174V173H92ZM59 176L61 175L60 174V172H59V174H58ZM57 175V176H58ZM3 176H6V175H4L3 174ZM39 176V175H38ZM56 176V175H55ZM55 176H53L54 177V179L53 180H49V181H53V182H55V179H58V178H56ZM58 176V177H59ZM87 176V175H86ZM103 176V175H102ZM19 177V176H18ZM21 177H24L23 175L21 176ZM31 177V176H30ZM40 177V176H39ZM45 177H47V176H45ZM52 177V176H51ZM81 177V176H80ZM41 178V177H40ZM62 178V177H61ZM61 178L60 179H58L59 181H61ZM3 179V178H2ZM7 179V178H6ZM39 179V178H38ZM45 179V178H44ZM66 179H69V178H66ZM11 180V179H10ZM10 180H8L7 182H9ZM13 180V179H12ZM46 180H48V179H46ZM45 180V181H46ZM57 180V181H58ZM110 180V179H109ZM5 181V180H4ZM26 181V180H25ZM24 181V182H25ZM66 181V180H65ZM80 181V180H79ZM117 181V180H116ZM116 181H114V182H116ZM151 180H149V182H150ZM16 182V181H15ZM22 182V181H21ZM24 182H22L23 184H24ZM30 182V181H29ZM35 182H36V180H35ZM52 182V183H53ZM71 181H69V183H70ZM84 182V181H83ZM1 183H3V182H1ZM6 183V182H5ZM13 183V182H12ZM22 183H20L19 185H18V188H15V186H14V188L19 192V195L21 194L22 196H23V198H24V196H25V192H27V190L24 192L23 190L24 189H22L23 187L22 186H24ZM40 183V182H39ZM45 183H48V182H45ZM62 183V182H61ZM61 183H59V184H61ZM64 183V182H63ZM75 183V182H74ZM74 183H70V184H74ZM27 184V183H26ZM35 184V183H34ZM41 184V183H40ZM39 184V185H40ZM69 184V185H70ZM79 184V182H77V186H78V190L79 191H81L82 190V188H83V186L81 185L82 184V182L80 181V185L82 186V187H80V185H78ZM142 184H144V183H142ZM149 184V183H148ZM9 185H11V184H9ZM15 185V184H14ZM27 185H29V184H27ZM38 185V186H39ZM52 185V184H51ZM54 185V184H53ZM67 185V184H66ZM75 185V184H74ZM116 185V184H115ZM2 186V185H1ZM5 186H6V184H5ZM37 186V187H38ZM45 186V185H44ZM47 186V185H46ZM60 186V185H59ZM62 186H63V184H62ZM111 186L114 188L115 186H113V184H111ZM143 186V185H142ZM10 187V186H9ZM12 187V186H11ZM40 187V186H39ZM53 187V186H52ZM66 187V186H65ZM69 187H71V186H69ZM81 188V190H80V188ZM140 186H138V188L136 187V185H135V190H133V193L131 192L132 190H130L128 193L131 195V193H132V197H130V196H128V197H130V199H128L129 201H130V203L132 204V205H135V204H141V206H143L144 204H142V203H147V201H150V200H154L156 197L155 196H157L158 197V192H156V190L155 189H148V187H147V185L143 188V187H141V188H139ZM2 188V187H1ZM14 188L12 187L11 189H13L14 190ZM27 188V187H26ZM74 188V190L76 191V189L77 188H75V186L73 187ZM88 188V187H87ZM108 188V187H107ZM109 188H110V186H109ZM112 188V189H113ZM117 188V187H116ZM132 188H134V186H132ZM6 189V188H5ZM9 189V188H8ZM35 189H36V187H35ZM44 189V188H43ZM58 189V188H57ZM13 190H10L9 189V192L11 191V194H8L9 196L11 195V196H15V197H17L18 198V196L19 195H16V193H17V191L16 190H14V191H16L15 193L13 192L12 193V191ZM29 190V189H28ZM44 190H46V189H44ZM54 190V189H53ZM61 190H63V189H61ZM91 190V189H90ZM89 190V191H90ZM107 190V189H106ZM8 191V190H7ZM37 191H38V189H37ZM92 191V190H91ZM100 191V190H99ZM109 191V194H110V190H108ZM107 191V192H108ZM4 192V191H3ZM29 192V191H28ZM27 192V193H28ZM39 192V191H38ZM74 192V191H73ZM83 192V191H82ZM82 192H81V194H82ZM115 192V191H114ZM116 192H118V191H116ZM131 192V193H130ZM4 193H6V192H4ZM30 193V192H29ZM47 193V192H46ZM54 193V192H53ZM106 193V192H105ZM104 193V194H105ZM35 195H36V193H34ZM33 194V195H34ZM42 194V193H41ZM87 194V193H86ZM128 194V195H129ZM50 195V194H49ZM52 195V194H51ZM74 195V194H73ZM94 195V194H93ZM97 195V194H96ZM117 195V194H116ZM1 196H2V194H1ZM55 197V195H52L51 196V198L52 197ZM60 196V195H59ZM79 196V195H78ZM103 196V195H102ZM5 197H7V195L5 196ZM2 198L3 200H5L6 201V199L8 200V197L7 198ZM14 197V199H17V198H15ZM28 197V196H27ZM24 198L25 200H27L28 198ZM30 197H31V195H30ZM29 197V198H30ZM36 197V199H38L37 198V196H35ZM40 197V196H39ZM53 197V198H54ZM10 198V197H9ZM31 198H33V197H31ZM30 198V199H31ZM47 198V197H46ZM87 198V197H86ZM2 199H0V201L2 200ZM36 199H34V200H36ZM88 199V198H87ZM2 200V201H3ZM24 200V201H25ZM29 200V199H28ZM33 200V199H32ZM34 200H33V202H34ZM39 200V199H38ZM47 200V199H46ZM79 200V199H78ZM19 201V200H18ZM45 201V200H44ZM48 201V200H47ZM50 201V200H49ZM51 201H52V199H51ZM7 202V201H6ZM13 203L12 202V200L10 199V200H8V203ZM17 202V201H16ZM30 202V201H29ZM29 202H26V203H29ZM36 202V201H35ZM34 202V203H35ZM2 202H0V204H1ZM20 203H23V201L21 202L20 201ZM79 203V202H78ZM85 203V202H84ZM99 203V202H98ZM43 204V203H42ZM51 204H52V202H51ZM3 205H5V202H4V204ZM3 205H1V207L3 206ZM22 205V204H21ZM65 205V204H64ZM12 206V205H11ZM11 206H9V207H11ZM9 207H7V208H9ZM83 207V206H82ZM10 209V208H9ZM40 209V208H39ZM1 211V210H0ZM4 211H5V209H4ZM3 211V212H4ZM6 212H7V210H6ZM47 212V211H46ZM70 213V212H69ZM1 214V213H0ZM7 214V213H6ZM50 214V213H49ZM36 215V214H35ZM15 215L14 214H7V215H5V213L3 214L2 213V215H1V217H0V230H2V229H5V226H6V224H8L9 223V221L10 220H12L13 219V217H14ZM32 216H34V215H32ZM31 216V217H32ZM28 218V217H27ZM20 219V218H19ZM29 219V218H28ZM25 220V219H24ZM123 220V219H122ZM127 220H128V218H127ZM11 223V222H10ZM8 226V225H7ZM9 226H10V224H9ZM18 226V225H17ZM9 228V227H8ZM244 240V239H243ZM245 241H246V239H245ZM254 257V256H253ZM255 258V257H254ZM57 262V261H56ZM255 263V262H254ZM261 264V263H260Z\"/></svg>","mask_w":264,"mask_h":264},{"label":"clouds","instance_id":"obj_3","mask_svg":"<svg viewBox=\"0 0 264 264\" xmlns=\"http://www.w3.org/2000/svg\"><path fill=\"white\" fill-rule=\"evenodd\" d=\"M78 250V245L73 242L70 252L65 244L58 238L51 246H42L40 249L26 250L19 254L21 264H55L58 257H67L68 260H75L74 253Z\"/></svg>","mask_w":264,"mask_h":264}]
</instances>
